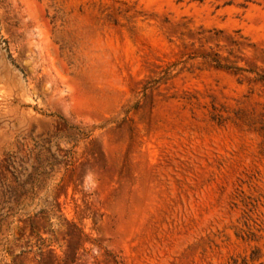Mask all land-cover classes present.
<instances>
[{"label": "rangeland", "instance_id": "obj_1", "mask_svg": "<svg viewBox=\"0 0 264 264\" xmlns=\"http://www.w3.org/2000/svg\"><path fill=\"white\" fill-rule=\"evenodd\" d=\"M0 264H264V0H0Z\"/></svg>", "mask_w": 264, "mask_h": 264}]
</instances>
